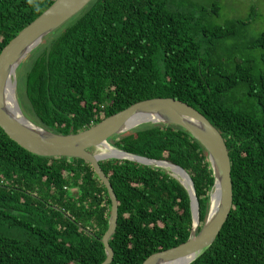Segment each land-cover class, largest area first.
<instances>
[{"label":"trees","instance_id":"obj_1","mask_svg":"<svg viewBox=\"0 0 264 264\" xmlns=\"http://www.w3.org/2000/svg\"><path fill=\"white\" fill-rule=\"evenodd\" d=\"M55 0H0V53ZM194 0H93L37 48L26 74L35 121L76 133L153 97L201 111L223 134L234 201L214 243L190 264H264V31L218 23ZM110 141L168 159L192 176L202 227L214 175L201 143L178 125H144ZM118 197L110 264H142L192 231L185 186L159 167L100 162ZM111 199L90 162L37 155L0 126V264H101Z\"/></svg>","mask_w":264,"mask_h":264},{"label":"water","instance_id":"obj_2","mask_svg":"<svg viewBox=\"0 0 264 264\" xmlns=\"http://www.w3.org/2000/svg\"><path fill=\"white\" fill-rule=\"evenodd\" d=\"M92 1L55 0L2 49L0 53V126L11 139L37 155L81 158L91 163L98 177L105 184L112 203L109 227L101 238L107 257L101 264H110L114 259L115 252L110 240L117 229L119 202L112 182L100 162L120 159L159 168L178 167L186 176L187 183L175 174L173 176L185 186L191 199L193 218L191 234L185 242L150 255L142 264H164L179 257L195 255L187 263L190 264L214 243L230 216L234 201L229 149L223 134L207 116L183 100L174 97H153L138 101L87 129L65 134L46 128L31 119L20 105L16 91V75L19 67L44 39L79 15ZM10 80L13 81V95L16 102L10 90L8 91ZM137 116L145 117L131 127V120ZM152 124L183 127L201 143L208 154L215 181L209 195L208 213L201 228L200 202L195 183L184 167L168 159L151 158L126 151L110 141V138L114 136ZM103 144L112 146L124 155H102L99 149ZM214 190L217 192L215 200L212 198Z\"/></svg>","mask_w":264,"mask_h":264},{"label":"rangeland","instance_id":"obj_3","mask_svg":"<svg viewBox=\"0 0 264 264\" xmlns=\"http://www.w3.org/2000/svg\"><path fill=\"white\" fill-rule=\"evenodd\" d=\"M207 8H211L214 4L220 7L219 15L215 18L218 23H225L228 19L244 18L250 21L249 33L251 35H258L264 31V0H194ZM58 32L48 36L38 46V48L45 49L48 47L52 39ZM37 54L31 53L28 58L19 67L16 75V91L19 98L20 105L25 114L31 119L35 120L28 98L26 96V74L28 68ZM34 117V118H33ZM163 170L174 175L169 167H162ZM211 193V191H210ZM209 193V195H210Z\"/></svg>","mask_w":264,"mask_h":264},{"label":"bare ground","instance_id":"obj_4","mask_svg":"<svg viewBox=\"0 0 264 264\" xmlns=\"http://www.w3.org/2000/svg\"><path fill=\"white\" fill-rule=\"evenodd\" d=\"M13 81L10 80L9 81V85H8V91L10 90L11 94H12V97L13 99L15 100V97L13 95V90H14V87H13ZM16 102V100H15ZM145 116H137V117H134L131 122H130V125L131 127H134L137 123L138 120L144 118ZM99 151L101 152L102 155H118V156H122L124 155L121 151L119 150H116L115 148H113L112 146L108 145V144H103ZM166 165V164H165ZM171 169L173 170V173L175 174V176H177L179 179H181L183 182H186V176L184 174H182V171L178 168V167H175V166H171ZM216 196H217V192L216 190H214L212 192V198L213 200L216 199ZM195 257V255H192V256H187V257H179V258H176L172 261H169L167 263H164V264H187L188 262H190L193 258Z\"/></svg>","mask_w":264,"mask_h":264}]
</instances>
